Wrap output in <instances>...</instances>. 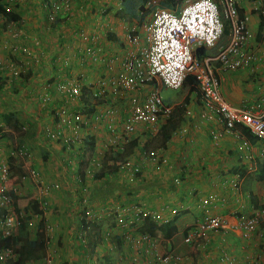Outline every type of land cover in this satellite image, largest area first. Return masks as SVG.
Wrapping results in <instances>:
<instances>
[{"label":"built area","instance_id":"built-area-1","mask_svg":"<svg viewBox=\"0 0 264 264\" xmlns=\"http://www.w3.org/2000/svg\"><path fill=\"white\" fill-rule=\"evenodd\" d=\"M0 1L1 4H4L5 12H9L11 8L28 5L32 1H40L42 10L45 12L44 21L46 24L50 26L56 22L61 23L59 29H55L58 31V35L50 47L59 54L69 49L65 34L71 31L69 25H71L72 11L75 8V3L79 1ZM173 1V8L160 7L157 5V0L148 1L147 5L153 8L149 14V21L143 28V43L139 46L138 36L131 31L127 32L124 41L125 47H123L124 52L120 57L117 73H114L112 65L113 62H116V58L111 57L108 58L109 60H102L100 47L96 51L86 48L89 58L87 60L80 58L76 60L77 62L83 64L84 67L90 62L98 64L103 61L105 63L104 70L94 81L86 82L88 80H84L81 74L76 73L55 76L50 67L51 63L42 65L40 62V57L48 58V56H45L46 49L38 39H35L33 48L26 45L25 42L19 45L14 44L11 47L12 52H22L27 56H33L31 74L27 80L28 85L34 87L36 85L35 81L38 80V74L43 73L41 74L43 83L40 86L36 85L33 92L29 90L27 95L28 97L31 96L32 102L35 97L41 102L30 103L31 106L39 108L42 113L41 120H44V124H41L39 128V136L50 143L51 147L54 144L66 171L77 173L79 162L89 149L86 141L89 140L88 142L91 144L92 140L89 138L94 139L97 136L96 122H102L104 131L108 134V142L105 146H111L113 150L118 152L122 151L123 146L128 141L134 138L139 139V145L123 161L119 162L116 171L110 174L113 178L124 180L127 185L134 186L146 178L144 171L147 165L151 168L149 173L153 177L159 175L164 168L171 169L173 166L166 152L160 148L156 150L145 148L142 144L143 140L138 136L146 134L151 138L157 135L160 123L172 112V107L167 105L161 98L159 89L161 87L179 89L186 75H191L195 79L196 92L202 106L204 119L208 121L217 120L222 126V131L219 133L211 131L210 134L213 140L218 139L221 134H233L237 133L238 130L245 129L256 139L264 141V103L256 111H251L242 106L229 105L221 96L215 69L211 66V63L215 62L220 71L234 72L259 58L255 45L249 43L251 34L245 26L244 19L239 17L237 0ZM5 12L0 11V23L4 22L6 24L8 36L13 39L24 36L25 31L22 22L8 20L5 17ZM259 14L263 22L261 35L264 40L263 7L259 9ZM224 28L226 30L225 41L218 44ZM82 31H79V36L83 35V40L88 41V37L84 36ZM92 38L98 40V32H94ZM199 46L205 49L217 48L215 54L198 58L194 54V49ZM35 49L41 55L36 56L33 53ZM71 58L70 55H62L60 63L64 66ZM7 69L5 91L0 93V103L7 95L17 99L22 96L20 93H13L9 87L13 79H27V77H24L27 70H25L22 61L15 60L12 57L5 59L0 57V71L4 73ZM24 72L25 74L22 77ZM49 78H52V81ZM2 80L5 81V79ZM52 83L54 84L53 88ZM121 96L127 99L128 105L127 108L125 106L118 113L113 106V98L118 101ZM14 107L15 105L12 104L10 108L16 110ZM187 133L186 127H183L175 135H185ZM241 144L244 145L243 148L250 147L246 140ZM95 153L87 161L89 163L87 173L90 171L93 173L92 168H96V170L100 168V160L95 157ZM17 154L23 155L25 152L19 148ZM73 156H77L76 158L79 160L76 161ZM246 157L248 158L249 155L247 154ZM74 161H76L75 164ZM55 165L56 168L60 167V164ZM141 166L144 168V170L141 168L142 172L140 170ZM25 173L35 182L41 194L59 189V184L55 181L44 184L41 175L34 168H28ZM9 177H11L9 165L0 159L1 238H12L15 235L19 225L18 218L21 216V213H15L13 210L8 193L9 189L7 188ZM75 177L78 178V175H75ZM172 181L174 185L180 183L182 181L181 176L173 177ZM224 183H229L230 187L235 189L237 177L235 180ZM259 190L264 198V184L260 186ZM83 193V196L86 195L88 198V188L84 187ZM86 197L83 198L84 201ZM215 199L216 196L211 194L198 198L197 208H199L198 210L203 209V213L194 222L190 232L183 238L184 243L190 245L199 243L201 239L206 237L207 233L226 229V224L220 216L208 213L207 207L213 204ZM44 204V202L41 203V206ZM99 210L100 212L96 213L95 207L91 205L87 211L85 210L79 216L76 237L83 247L88 248L86 246L88 243L87 235L94 220L96 221L99 217H106L107 219L112 217L115 226L126 230V234L121 236L126 241L129 240L131 245L140 244L145 246V254H150L158 260V264H197L192 259L185 261L182 255L171 250L159 252L158 243L149 236V233L139 232L136 238L134 237L133 233L141 226L143 218L163 222L169 220L162 218L159 213L147 208L144 204L131 206L123 209V211L117 209H114V212L108 211L107 205L99 208ZM178 210L177 205L171 207V215H175ZM263 217L264 206L248 215L240 223L243 234L246 235L253 231ZM31 225L32 220L27 223L28 227ZM43 227L46 251L55 226L45 222ZM45 251L43 255L44 263L51 264L52 253ZM85 257L84 264H101L94 255L87 251ZM17 258L19 259L20 256H18L13 245L0 246V264L13 263ZM219 259L221 262L228 261L227 264L233 262V260H229V255L226 252H222Z\"/></svg>","mask_w":264,"mask_h":264},{"label":"crops","instance_id":"crops-1","mask_svg":"<svg viewBox=\"0 0 264 264\" xmlns=\"http://www.w3.org/2000/svg\"><path fill=\"white\" fill-rule=\"evenodd\" d=\"M76 1L79 2L75 3L71 17V21L75 22V25H69V30L71 31L65 34V40L68 44H75L76 32L79 31L77 29L80 28L85 34L94 29L99 35L97 42L102 50L100 53V56H103L102 60H109L108 58L111 57L116 58V62H113L112 65L114 73H117L119 70V60L124 52L123 47H125L124 41L127 32L131 31L136 34L139 38V46H141L143 43V28L149 21H147L149 15L144 20H132L129 23H124L121 18L116 16L114 8L110 9V6H115L118 0H93L92 3L93 5L95 4V7L90 4V0ZM237 6L239 17L244 19L245 26L251 34L249 43L250 45H255L259 58L249 63L248 66L234 72L220 71L215 62H212L211 66L215 69L219 82V90L223 99L231 106H242L251 111H256L264 103V41L260 37L263 22L259 14V9L264 8V0H237ZM88 9L89 12H87ZM106 9L107 12L103 14ZM100 11L101 14L98 15ZM8 13L5 14L8 20L17 21L20 19L19 21L22 22L25 33L24 36L13 39L7 34L6 24L4 22L0 23L1 58H13L15 56L18 61L30 64L29 67L31 69L33 56H27L22 52H12L11 47L14 44L19 45L25 42L26 45L33 48L35 39H38L46 49L45 56H48V58L44 56L40 57L41 64L48 65V63H51L50 67L55 76H62V74L73 75L72 69L66 73L64 66L60 63L62 55H69L71 53L70 48L59 54L50 47L58 35V31L55 30V23L48 26L44 21L45 12L42 10L40 1H32L28 5L11 8ZM12 16L17 17L12 18ZM73 28L75 29L72 30ZM224 39L225 36L223 35L219 44L223 43ZM216 48L211 49V52L207 49L206 52H208V55L215 54ZM35 50H33V53L36 56L41 55L40 52ZM75 64H78V62L75 61ZM90 64L91 62L85 67L81 64L86 70L81 74L84 80H88L86 82L96 80L105 67V63L100 61L96 64V67L87 69ZM7 74L8 69L4 73L0 71V78L5 79L2 90H5ZM41 74H38V83L35 81L37 86L43 83ZM49 79L52 81V78ZM27 80L28 78L26 80L17 78L11 81V86L20 90L16 92L22 94L23 97L25 96L24 98H26L25 94H29V90L33 92L36 86L31 87L27 84ZM182 89L184 93L179 101L172 105L164 101L172 107V110L177 105L180 106L183 103V111H180L182 112V121L175 127L174 133L168 141L167 149L165 148L166 155H168L173 167L171 169L164 168L159 175L153 177L149 173L151 168L147 165L144 175L149 182L148 190L151 192L147 193V191L135 189L139 187L137 186L132 192V197L136 201H144L146 198L153 199L152 202H148L147 199L148 206H145L153 211H157L162 218L169 220L174 216L170 213V208L174 205L178 206L179 210L177 213H181L180 210H185V208L188 211L180 214L175 220L174 224L177 232L171 238L155 240L158 243L159 252H164V249L165 252L166 250H171L176 254L182 255L185 260L192 259L197 264H219L218 259L220 258V254L227 252L233 258L231 264H264V217L259 221L255 229L246 235L243 234L240 226V223L248 215L262 208L264 204V198L259 190L264 182L258 177L259 164L264 159V141L256 139L245 129L238 130L237 133L233 134H221L218 139L213 140L210 133L211 131L218 133L222 131L221 124L217 120L208 121L204 119L202 116V106L200 105L196 91L192 90L191 92L188 86H182ZM24 90L27 93H24ZM28 99L24 105H28L27 109L30 111L29 107L33 99L31 96ZM126 100L124 96H121V98H118V103L123 104L124 107L127 103ZM1 101H4L2 105L6 106L5 111H13L10 108L12 106L10 100L5 102L4 99ZM113 106L114 108L117 107ZM116 110L120 113L118 107ZM14 115L16 116V114ZM43 117L45 116L43 115ZM39 119L41 120V116H39ZM41 121L44 122V120ZM183 127H186L188 133L185 135H175ZM98 135L100 137L101 134L98 133ZM245 140L250 146L247 149L243 148L242 146L244 145L241 144ZM247 154L249 155L248 158L246 157ZM179 159L182 162L178 161ZM176 171L180 173L177 174ZM104 174L107 173L104 172ZM54 175H56L53 177L54 179L58 177L57 174ZM175 176H183V178H181L182 181L180 183L173 185L172 179ZM236 177L237 185L235 189L237 190L231 188L229 183H224L235 180ZM73 178L77 177L72 176V171H67L64 174L63 180L65 182L68 181L69 185H74L71 182ZM105 179L107 183H110L108 184L110 187L108 190L112 189L113 191L110 192L115 195L118 192L123 193L122 191L126 189H123L126 185H124V180H118L110 176L105 177ZM190 180H195L196 184L191 185ZM67 185L63 187V189H67L65 190V195L59 197L57 202L58 207L65 211L67 216L60 215V217L55 219L57 225L55 224L56 228L53 231V237L45 252L52 253L53 261L51 264H84V250L75 235L78 222L74 214L80 210L76 209L75 200L73 202L71 190ZM100 186L99 184L87 186L88 194L91 195L95 203L100 201L103 196H107L106 193H109L107 191L104 192ZM119 187L122 188V191ZM210 194L215 195L216 199L214 200L213 207L209 210L212 214L218 215L223 219L226 229L209 232L199 243L192 245L184 243L183 238L190 232L194 221L199 218L197 208L198 198ZM160 195H163V199H160ZM167 198H172L173 205L169 207L165 205V202H168ZM181 198H183V201L180 200ZM45 214L46 212L43 213V218L46 222L50 223V221H54L51 218L48 220ZM37 221V219L32 218L34 225H37ZM34 232L35 230L30 234V238H34ZM215 248L218 250H215ZM194 250L197 252L195 253ZM210 250L215 251L210 252ZM92 251L95 252V250ZM43 254L44 251L40 257L29 260L26 264H45ZM80 255L84 256L81 258ZM78 257L81 258L80 262H78Z\"/></svg>","mask_w":264,"mask_h":264},{"label":"rangeland","instance_id":"rangeland-1","mask_svg":"<svg viewBox=\"0 0 264 264\" xmlns=\"http://www.w3.org/2000/svg\"><path fill=\"white\" fill-rule=\"evenodd\" d=\"M2 3V2H1ZM0 3V4H1ZM95 6V4L93 5ZM114 8L115 12L119 7V0L118 2L115 4V6H110L111 8ZM74 11V10H73ZM72 11V13H73ZM84 11V9H83ZM86 11V10H85ZM87 12H89V9L87 10ZM107 12V9L103 12V14H105ZM89 14V13H88ZM101 14V11L98 13V15ZM97 15V16H98ZM88 16H94V15H88ZM115 16V15H114ZM118 16V15H116ZM20 20V19H19ZM72 20V19H71ZM21 22V21H20ZM124 23H129L131 22L130 17H125V20H123ZM71 25H75V22L71 21ZM90 29V28H89ZM80 31V28L78 29ZM79 31H77L76 33H78L76 39L74 40L75 44H68V48H70L71 53L69 54L70 56H72L71 60L68 62V64H64V69L65 72L68 73L70 69H72V74L76 73V74H82L84 73L86 70L84 69V67L81 66L80 62H78V64H75V61L80 59V58H84L85 60H87L89 58V54L86 53V48H90L93 50H97L100 45L97 42L96 39L92 38V34H94L95 30L92 29L91 32H89L87 35L84 32V36L88 37V41L83 40V35L79 36ZM223 37H221L222 39ZM220 39V40H221ZM211 52V50H210ZM13 58L15 60H18L15 58V56H13ZM48 62V59H47ZM23 63V62H22ZM70 63V64H69ZM24 64V68L25 70H27V74L25 75L27 78L29 77V75L31 74V69H30V64ZM59 66V65H58ZM62 66V65H61ZM96 67V62H91V64L89 65V68H93ZM28 71H30V73H28ZM25 72L22 73V75L24 76ZM25 77V78H26ZM96 79V78H95ZM14 83V81H13ZM11 86V85H10ZM52 88L54 86V84H51ZM11 91L16 92L18 89L14 88V87H10ZM19 91V90H18ZM0 93H2V90H0ZM18 93V92H16ZM24 93H27L26 90H24ZM183 89L182 86L179 89H171L168 87H161L159 89V94L161 96V98L165 101L170 103L171 105L177 101H179L183 95ZM26 95V98H24L23 96H19L18 99L17 98H12L7 96L5 98V102L10 100V104H14L16 108V110L13 111H9V112H13L14 114H16V119L17 121L21 124V127L16 130L15 127H13L12 125V120H10L9 123H5L3 120V114H5L6 110V106H3L2 103H0V147H1V151H0V159L2 161L7 162V164L9 165V172H10V176L9 177V182L7 184V188L13 192H15V194H17L18 196H21L23 205L26 202V200L24 199H28V198H36L39 201L42 200V196L44 197L43 200L46 201L47 205H44L43 208L46 212V218L49 220L54 219V221H50V223L52 225L55 226L56 228V218L60 217V215H65L67 216V214L65 213V211L61 210L58 205V198L61 197L62 195H65V190L67 189H63V187H65L68 183V181H64L63 177L64 174L67 173V171L65 170V165L64 163L62 164V162L60 161L59 158V153L57 152V148L51 147L47 141H45L44 138L39 136V126L41 124H43L44 122H42L39 119V116H41V112L39 111V108L37 107H33L30 105L29 109L30 111H28V105L25 106V102L27 101L28 95ZM29 100V99H28ZM33 103H41L37 97L34 98V101L31 102V104ZM113 105L117 106L120 109V112L124 109L123 104L118 103V101L113 98ZM128 103H126V108H127ZM181 105H183V103H181ZM117 107L115 109H117ZM123 107V109H122ZM185 108V107H184ZM5 111V112H4ZM20 113V114H19ZM122 114V113H121ZM160 123V127H161ZM96 126V130H97V136L93 139L92 143H91V148L88 149L87 154L84 155L83 159L80 160L78 168H77V173L72 172V176H77L78 178H73L72 179V183L74 185H69L68 183V187L70 188V193L73 199V202L75 200V206L76 209H79L80 211H77V213H75L74 215H76V220L77 222L79 221V216L81 215L82 212H85V210L87 211L89 209V206H94L96 209V213L100 212L99 208H102L104 206H108V211L111 210V212H114V209L117 210H121L123 211V209H126L128 207L131 206H138L139 204H144L148 206V202H152L153 199L151 198H146L144 201L138 200L136 201L135 199H133L132 197V192L134 190L135 187L139 186L138 188L135 189H139V190H144L147 191V193L151 192L149 191V182L146 180L147 178H144V182L142 183H138V185H134V186H130L127 185L126 183H124V189L122 191L121 188V192H118L116 195L111 193L110 191H113L112 189L108 190L110 187L108 186L107 181H105V177L110 176V174L112 173H107L106 175H102L100 177H95L93 174L97 173V171L99 172V169L96 170V168H92L91 170H93V173L90 171L89 173L86 172L89 163L87 161H89V159H91V157H93L94 153H95V157L98 158L100 160V166L103 162V160L105 159L106 155L108 152L113 151V147L111 146H105V144L108 142V134L105 133L104 131V124L101 123H95ZM158 126V127H159ZM159 127V129H160ZM26 132L28 131V133H32V135L30 137H27L23 140V142L21 144H18V138H20L21 133L22 132ZM99 134L100 137H98ZM41 135L43 136L42 132ZM141 140L144 141H148L146 142L145 147L149 150H156L157 148H160L162 150H164V152L166 151L165 148L168 145V142L165 144V147H161L159 145V135H154L151 138H149L146 134H143L141 136H138ZM101 143V144H100ZM23 149L25 154L23 155H19L17 154V149ZM167 149V148H166ZM8 156L12 157V160L9 162L8 160ZM77 156H73V158L76 159V161H78L79 159L76 158ZM76 161H74V164L76 163ZM180 162H182L180 159L178 160ZM87 162V163H86ZM91 162V161H90ZM92 163V162H91ZM55 164H60L59 168H56ZM176 164V163H175ZM143 165V164H142ZM180 167V166H179ZM28 168H34L40 175H41V179L42 182H44L45 184H49L51 182H57L59 184V189L57 190H51L49 192H47L46 194H41L35 184L34 181L31 180V178H29L28 174L25 173L27 171ZM142 166L140 167L141 170ZM142 170H144V168H142ZM141 170V172H142ZM177 174H179L180 172L176 171ZM57 174L58 177L57 178H53L55 177ZM92 176V177H90ZM112 177V176H110ZM64 181V182H62ZM116 181V180H115ZM190 182L192 183L191 185L196 184L195 180H190ZM91 184H99L101 185V188H104V192L107 191L109 193H106L107 196H103L102 199L100 201H98L97 203L94 202V199L91 198V195L88 196V198L84 195L83 193V189L84 187L88 188L87 186H91ZM73 190H72V189ZM143 193V192H141ZM85 201L83 198H85ZM161 197L160 199H163V195L159 196ZM24 198V199H23ZM148 199V202L146 201ZM181 201H183V198L180 199ZM168 202H165V205L167 207L173 205V200L172 198H167ZM139 203V204H138ZM21 205V206H23ZM153 206V205H152ZM74 207V206H73ZM22 208V207H21ZM157 212V211H156ZM188 212V211H187ZM158 213V212H157ZM37 219V218H34ZM97 219H102V217H99ZM39 221V219H38ZM104 221V220H103ZM105 222V221H104ZM113 222V218L110 217L108 219V221H106L105 223H103V229H108L111 233V235H124L126 234V230L124 228H121L119 226H115L113 223V226H111L110 223ZM59 223V222H58ZM56 224V225H55ZM113 227V228H112ZM54 228V229H55ZM101 229V230H103ZM34 230V224L32 223V225L29 227V233L31 234L32 231ZM99 231V230H98ZM150 234L149 236L151 238H153L154 240H161L162 236L160 235V233H152L150 231H148ZM147 233V232H145ZM54 234V233H52ZM139 234L138 230H135V232L133 233L134 237L136 238V236ZM208 234V233H207ZM206 234V235H207ZM51 246V245H50ZM109 244L107 245L108 248ZM145 246H141L140 244H134V245H130V241L127 240L126 242L124 241V245L122 248L121 253H125L126 254V259L124 260L122 258V262L119 263L118 260L116 259L115 262L117 261V264H158V260H156L155 258H153L150 254H145ZM77 250V248H76ZM83 250L85 251L86 248H83ZM96 250H100L99 252L100 255H98L96 258L99 260V262L101 261V258L103 256V254H108V252L104 249V247H102L101 249H96ZM215 250H218L217 248H215ZM212 250V251H215ZM167 251V250H166ZM195 253L197 252L196 250H194ZM210 250V252H212ZM118 249L116 248V250L114 251V254L112 255L114 258H116L118 256ZM165 252V249H164ZM227 253V252H226ZM84 254V253H83ZM122 255V254H121ZM84 256V255H83ZM82 255H80V257H83ZM80 257H78V262H80ZM184 258V257H183ZM229 260H233L232 256L229 255ZM53 261V260H52ZM187 261V260H185ZM219 264H226V262L228 261H220V259H218ZM81 264V263H80ZM102 264V263H101Z\"/></svg>","mask_w":264,"mask_h":264},{"label":"trees","instance_id":"trees-1","mask_svg":"<svg viewBox=\"0 0 264 264\" xmlns=\"http://www.w3.org/2000/svg\"><path fill=\"white\" fill-rule=\"evenodd\" d=\"M93 0H90V4L93 6L92 3ZM149 0H119V7L116 10L117 17L121 18L122 20H125V17H130L132 20H144L147 15L150 14V11L152 10V6H148ZM157 5L160 7L165 8H171L174 6L173 0H157ZM95 7V6H94ZM0 11H4V8L2 4L0 5ZM5 14H9L8 12H5ZM17 16H12V18H16ZM148 18V17H147ZM149 19H147L148 21ZM55 29H59V25L61 23L56 22L55 23ZM225 32V29H224ZM207 53L205 48L202 46H199L194 49V54L196 57L201 58L202 56H205ZM30 73V71H28ZM182 86H188V89L192 92V90L196 91V82L193 76L186 75L183 81ZM178 109V110H177ZM176 110V111H175ZM180 111H183V105H177L175 109L172 110L171 114L162 122L160 129H158L157 135H159L158 141L159 145L161 147H165V144L170 140L171 136L173 135V131L175 127L181 123L182 121V115ZM3 120L5 123H9L10 120H12V125L15 127V129L19 131V128L21 127V124L17 121L16 117L12 114V112H7L3 114ZM244 132V130H242ZM242 133V132H241ZM248 134L247 132H245ZM32 133L22 132L20 138H18V144H21L23 140L27 137H30ZM92 139V138H89ZM89 141V140H88ZM86 141L89 148H91L90 142ZM141 142V141H140ZM146 142L144 141L142 144L146 145ZM92 143V142H91ZM139 145V139L134 138L131 141H128L122 148V151L118 152L117 150H113L107 153L105 159L103 160L99 172L95 174L94 176L100 177L105 173H112L116 171L117 164L124 160L125 157H127L137 146ZM146 148V147H145ZM9 162L12 160L11 157H8ZM258 177L261 178V180L264 182V159L259 164L258 169ZM183 178V176H181ZM174 185V184H173ZM10 199L12 201L13 210L15 213H19V211H23L24 216L19 217V225L17 226V230L15 235L12 236V238L5 237L1 238L0 236V246H10L13 245L14 249L18 253V256L20 258L16 259L13 263L10 264H26L29 260L36 259L40 257L43 253V249H45V235H44V227H43V218H40L38 225L36 226V230L34 233V238H30L29 232L27 230V220L34 214H41V209L39 207V202L36 198H28L24 199L26 202L24 205L22 204L21 196H18L12 191H8ZM23 205V206H21ZM214 203L207 207L208 213L210 215H214L210 212V208L213 207ZM264 206V204L262 205ZM22 207V208H21ZM199 209V208H198ZM181 213H176L171 220L167 222L163 221H151L148 218H143V221L141 223V226H139L138 231L141 233L148 231L152 233H160L163 239H169L171 238L176 232V226L174 224L175 220L179 217L180 214L186 213L187 210H180ZM199 212V218L202 216L203 209L198 210ZM218 216V215H217ZM198 218V219H199ZM196 219V220H198ZM103 220L106 222L108 219L106 217H103ZM102 219L94 220V223H92V227H95L96 230L99 233L92 234L91 237L87 238L89 245H91L90 248H87L85 252H89L95 257L100 255V252L96 250V248L101 249L104 247V249L108 252V254H103L101 258L102 264H117L118 262H122V258L126 259V254L121 253L124 241L123 236L121 235H111L110 231L108 229H103V223H105ZM111 226H113V222L110 223ZM113 228V227H112ZM103 229V230H101ZM221 230V229H220ZM219 231V230H218ZM216 232V231H214ZM150 234V233H149ZM109 244L108 248L107 245ZM88 245V246H89ZM131 245V244H130ZM93 246V247H92ZM94 248V249H93ZM114 248L118 249V256L114 258L112 255L114 254L113 250ZM92 250H95L92 251ZM122 254V255H121ZM118 260V262L115 260Z\"/></svg>","mask_w":264,"mask_h":264},{"label":"clouds","instance_id":"clouds-1","mask_svg":"<svg viewBox=\"0 0 264 264\" xmlns=\"http://www.w3.org/2000/svg\"><path fill=\"white\" fill-rule=\"evenodd\" d=\"M1 5V4H0ZM171 8H173V7H171ZM225 29V28H224ZM224 31V30H223ZM225 32H226V30H225ZM225 32H223V35L225 36ZM223 35L221 36V37H223ZM221 37H220V39H221ZM261 37V40L262 41H264L263 39H262V35L260 36ZM220 39H219V42H220ZM224 41H225V39H224ZM219 42H218V44H219ZM211 49H213V48H211ZM211 49H208V50H211ZM205 50H207V49H205ZM206 55H208V52L207 53H205ZM4 80H2L1 78H0V90H2V87L4 86ZM7 89V88H6ZM8 90V89H7ZM3 91H5V90H2V92ZM1 103L3 104L4 103V101L2 102L1 101ZM92 141H93V138L91 139ZM8 157H11V156H8ZM12 158V157H11ZM97 173H98V171H97ZM96 173V174H97ZM93 175H95V173L93 174ZM103 175H106V174H103ZM44 183V182H43ZM45 184V183H44ZM37 186V185H36ZM104 190V189H103ZM11 191V190H10ZM13 192V191H12ZM15 193V192H14ZM44 199V197L42 196V200L41 201H39L38 199V202H39V207H40V209H41V214H34V215H32L28 220H27V223H28V221H30V220H32V218L34 219L35 217L37 218V220L39 219L40 220V218H43V213L45 212V210H44V208H43V206L44 205H47L46 204V201L45 200H43ZM45 203L43 206H41V203ZM19 213H21V216L20 217H22V216H24V215H26V214H24V212L21 210V211H19ZM78 216H80V215H78ZM77 219H79V218H77ZM169 221V220H168ZM38 222L39 221H37V225H38ZM46 221L44 220V218H43V224L45 223ZM195 222V221H194ZM47 223H49V222H47ZM51 224V223H50ZM36 225V224H35ZM34 225V230H36V226ZM77 228L78 227H76V231H77ZM27 230H28V232H29V227L27 226ZM223 230H225V229H222V231ZM35 233V232H34ZM95 233V235H96V233H99L97 230H96V228L95 227H90V230H89V233H88V235H87V238H89V237H91L92 236V234H94ZM29 235H30V233H29ZM75 235H76V232H75ZM77 236V235H76ZM52 237H53V234H52ZM77 238V237H76ZM52 239V238H51ZM51 239H50V241H51ZM78 240V239H77ZM88 241V240H87ZM78 242H79V240H78ZM80 243V242H79ZM80 245L83 247V245L80 243ZM89 243H87V247L88 248H90V246L91 245H89ZM83 248H85V247H83ZM87 249V248H86ZM43 251H45V249H43ZM115 251V250H114ZM113 251V252H114ZM86 252L84 251V254H85ZM44 255V254H43ZM85 259H86V257H85ZM101 263V262H100Z\"/></svg>","mask_w":264,"mask_h":264}]
</instances>
